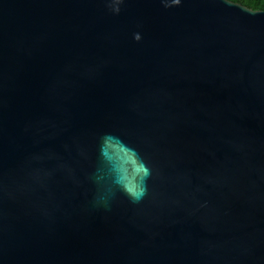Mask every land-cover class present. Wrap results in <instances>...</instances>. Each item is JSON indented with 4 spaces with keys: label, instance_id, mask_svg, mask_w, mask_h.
<instances>
[{
    "label": "water",
    "instance_id": "obj_1",
    "mask_svg": "<svg viewBox=\"0 0 264 264\" xmlns=\"http://www.w3.org/2000/svg\"><path fill=\"white\" fill-rule=\"evenodd\" d=\"M0 264H264V10L0 0Z\"/></svg>",
    "mask_w": 264,
    "mask_h": 264
},
{
    "label": "clouds",
    "instance_id": "obj_2",
    "mask_svg": "<svg viewBox=\"0 0 264 264\" xmlns=\"http://www.w3.org/2000/svg\"><path fill=\"white\" fill-rule=\"evenodd\" d=\"M149 175V170L146 168L145 173H144V178L146 180L147 176ZM113 183L117 186V188L120 191L125 192L127 195H129V197L133 200V201H138L139 199H141L143 197V195L146 193V184H144L143 186H141L138 190L136 191H131L129 190L122 179H120L119 177H117L116 179H114Z\"/></svg>",
    "mask_w": 264,
    "mask_h": 264
},
{
    "label": "trees",
    "instance_id": "obj_3",
    "mask_svg": "<svg viewBox=\"0 0 264 264\" xmlns=\"http://www.w3.org/2000/svg\"><path fill=\"white\" fill-rule=\"evenodd\" d=\"M231 1L240 3L251 9L264 10V0H231Z\"/></svg>",
    "mask_w": 264,
    "mask_h": 264
}]
</instances>
